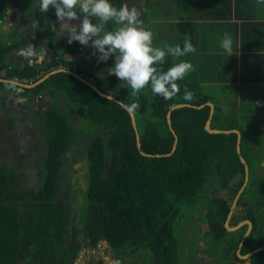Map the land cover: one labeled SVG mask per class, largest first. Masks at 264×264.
<instances>
[{"label": "trees", "instance_id": "obj_1", "mask_svg": "<svg viewBox=\"0 0 264 264\" xmlns=\"http://www.w3.org/2000/svg\"><path fill=\"white\" fill-rule=\"evenodd\" d=\"M110 2L117 8L124 4L133 7L131 0ZM196 2H167L171 6L169 15L174 13L181 20L178 27L186 25L187 14H191ZM204 4L217 20L234 18L242 22L244 29L258 24L254 23L256 0H208ZM141 10L146 13L144 7ZM40 15L47 20L43 36L48 39L50 49L49 60L40 66L20 67L11 61L15 51L26 47L31 38L24 35L15 40L0 34V79L8 81H0V95L10 101L12 96L25 98L29 111L33 101L46 94L52 96V103L41 120L28 119L24 123L21 117L11 113L0 119V264H75L83 248H97L101 241L108 243L114 259L121 264L128 261L131 264H185L183 234L178 225L191 209L204 207L207 210L200 216V224L207 231L201 234V239L205 245L202 252L208 260L217 259L216 264H264V250L241 259L238 251L244 235L233 238L226 228L234 199L245 182L246 170L241 161L244 158L249 167V181L237 207L247 202L241 222L250 221L252 231L240 255L264 246V107H257L249 100L253 94L247 93L241 100L237 115L224 113L220 97L203 86V71L194 67L179 82L180 92L171 100L145 89L135 101L138 107L132 111L142 151L147 154L172 152L175 137L167 115L176 105L191 107L172 111V127L178 136L175 152L160 158L144 157L137 148L128 111L69 71L76 69L84 78H92L103 94L120 103H133L130 89L110 72L104 77L94 76L77 66L71 59L78 53L79 42L69 44L66 40L57 47L55 10L40 12ZM7 17V8L0 4V25ZM143 22L145 26V18ZM108 28L111 30L113 25L110 23ZM163 40H154V43L161 47L176 45L172 39ZM251 58L256 60L257 56ZM114 59L107 61L109 69ZM180 61L189 62L169 56L163 67L167 70ZM216 62L219 82H240L243 89L255 81L264 82V69L246 71L238 81L237 77L229 76L230 69L224 70L220 59ZM61 69L65 71L33 88L21 85H34L46 74ZM252 73L257 75L255 80ZM212 78L207 76L209 81ZM185 88L193 94L190 100L184 98ZM208 103L215 106L212 130L240 131V154L237 134H212L206 130L211 113ZM76 128L84 130L76 131ZM83 139L88 141L87 146ZM74 150L84 152L79 164L84 169L86 189L77 207V220L71 225L68 205L58 194L64 187L61 174L72 167L70 157ZM257 168L262 174H257ZM209 189L212 190L209 192ZM218 190L224 191L225 196L215 195ZM207 193L213 195L208 197Z\"/></svg>", "mask_w": 264, "mask_h": 264}, {"label": "clouds", "instance_id": "obj_2", "mask_svg": "<svg viewBox=\"0 0 264 264\" xmlns=\"http://www.w3.org/2000/svg\"><path fill=\"white\" fill-rule=\"evenodd\" d=\"M35 2H38L41 13L55 10L59 27L68 29L69 44L79 42L84 47H90L93 50L91 55L100 62L115 58L109 71L122 81L121 85H127L130 89L133 103L121 101V105L129 111L138 107L135 101L145 89H150L153 95L171 100L180 92L179 82L193 70V65L187 61L174 63L167 70L164 69L169 56L179 59L194 54L196 48L189 40H185L183 46L155 45L152 31L143 27L141 12L134 6L129 8L124 4L117 8L110 0ZM258 3L264 4V0H258ZM73 21H79V24L74 25ZM110 23L113 25L111 30L108 28ZM221 47L232 56L233 40L228 33L224 34ZM17 54L30 64L39 63L47 55V49L29 44ZM89 81L94 83L92 78ZM192 96V92L185 88L184 98L190 100Z\"/></svg>", "mask_w": 264, "mask_h": 264}, {"label": "crops", "instance_id": "obj_3", "mask_svg": "<svg viewBox=\"0 0 264 264\" xmlns=\"http://www.w3.org/2000/svg\"><path fill=\"white\" fill-rule=\"evenodd\" d=\"M204 1H206V3L208 2V0H197L196 2L197 6L193 7L191 14L189 13L187 14L188 16L187 20L188 19L189 20L186 22V25L182 28L177 26L181 22V20H179L178 17L175 16L174 13H172V15L169 16L171 17L170 18L171 24L167 25L168 34L165 36L163 35L161 36L160 34V40L161 39L163 40V38L164 39L169 38L172 39L173 42H176V44H180L181 46H183L185 40H189L193 44V46L196 48V52L194 54H188L187 56L181 58L188 59V61L193 65L194 68L203 71V73L201 74L203 86L207 87L208 85L213 84L214 86L217 87V88H212L210 90L214 92L215 91L214 89H217V91L214 92V95L220 97L219 101L222 102V106H221L222 110L225 111L226 107H228L229 110L230 109L229 106H231L235 108L233 109L234 113L232 114L237 115L238 114L237 110L239 109V103L241 102V100L245 99L247 93L253 94V96H251L249 100L252 103H254L255 106L264 107V88H263L264 82L255 81L254 83L248 85V88H244V89L243 86L242 87L240 86L241 85L240 82L232 83V82H227L226 80H224L223 82H219L217 79V77L220 74L218 72L219 66L216 62L218 59H220V63H222L220 65L224 67V70L227 71L228 69H230L229 76L237 77L238 81L239 78L246 71L252 72L254 70L258 71L264 69V4L258 3V0H256L255 13L257 17L255 16L256 20L254 23H258V24L244 29L242 26L243 25L242 22L239 20L237 21L234 18L233 20H217L216 18H214L211 14H209V11H207L209 7L206 4H204ZM14 2L17 3L18 5L17 9L13 4ZM0 4L8 9V17L6 19V22L3 25H0V34H2L4 38H8V39H15V40L20 39L25 35L23 32H21L22 31L21 29L25 23L21 24V22L18 21V14L21 13V15H23L27 13L25 10L19 12L20 10L19 7L20 8L22 7L21 5L22 3L20 2V0H0ZM220 7L221 4H218V8ZM51 10L54 9H50V11ZM44 22L47 23V20L45 17L41 16V20L36 22L34 27H40ZM58 27H59V22L54 27L55 31L58 29ZM225 33H228L233 40L232 56H229V54L221 47V40ZM56 34H57V38H59L60 34L58 33ZM25 36H28L29 38L32 39L29 42V44L31 43L37 48L42 46L38 38L34 40V38L30 37L29 35H25ZM61 36L63 38L62 42L68 40V38L65 37L64 35ZM163 42H167V40H163ZM19 50L20 49H17V51H15L14 55L11 58V61L13 63L19 64L20 67H23L25 65L40 66L43 63L47 62V60H49L50 57V50H47L48 55H46L42 61H40L39 63L30 64L23 57L22 59L20 58V56L17 54ZM81 50L82 49L80 45L78 53ZM217 53L220 54L217 55ZM77 54L74 57H76ZM253 55L257 56L256 60H253L251 58V56ZM71 60L75 61L77 63V66L78 65L82 66L81 57L79 58V60L81 61H76L74 60V58H72ZM209 61H211V63H209ZM94 63H96V67H97L96 73L99 74L100 77H104L105 75L103 74L104 73L107 74L108 68H106L105 65L100 66L96 61H93V64ZM106 63L108 62H105V64ZM209 64L211 66H209ZM84 68L87 70L90 69L91 67L90 68L84 67ZM72 72L77 73V70L74 69V71ZM208 73L210 77H213L212 78L214 79L213 81H209L207 79V76H209ZM253 75H254L253 79L255 80L257 78L255 76L257 75L255 74ZM223 87H226V89H224ZM235 87L237 88V90L234 89ZM225 90L226 92L223 93V91ZM221 92L223 94H221ZM45 96H44L45 98H48L49 103L45 99L42 102V105H44L45 109L47 110V108H49L52 103V97L48 94H46ZM10 99L11 101L12 99L13 100L19 99V96L16 98L12 96ZM223 103H225L226 106H223ZM224 113H226V111ZM262 130L264 131V126L262 127ZM262 165L264 166V162ZM244 222L245 221L241 223ZM240 224L234 226V228L239 226Z\"/></svg>", "mask_w": 264, "mask_h": 264}, {"label": "rangeland", "instance_id": "obj_4", "mask_svg": "<svg viewBox=\"0 0 264 264\" xmlns=\"http://www.w3.org/2000/svg\"><path fill=\"white\" fill-rule=\"evenodd\" d=\"M149 1L151 4H149L147 0H139L137 2L135 0H131V6L136 7L141 12V19L142 20L143 18L146 19V25L143 27L145 29L151 30L154 36V40L157 41L158 39H160V34L161 36L162 35L165 36L168 34L167 25L171 24L170 22L171 17H169L170 16L169 14L171 12L169 10V7L171 6L168 5L169 0H149ZM20 2L22 3L21 4L22 7L21 8L19 7L20 9L19 12H22V10L29 9L26 14H23V15H21V13L18 14V21H20L21 24L23 23L26 24V25L24 24V26L22 27L21 32H23L25 35H29L30 37L34 38V40L38 38L40 40V44L43 47H45L47 50H50L47 46L48 39H46L43 36L46 30V27H47V23L44 22L40 27H34L36 22L41 20L40 13L37 10L39 8L38 2H35V0H20ZM13 4L17 9L18 8L17 3L14 2ZM142 7L146 9V13L145 11L143 12L141 10ZM72 23L74 25H78L79 21H73ZM55 32L60 34L59 38H57V34H56V41H55V45L59 47L63 41V38L61 35H64L65 37H67L68 29L62 30L60 27H58V29ZM81 49L82 50L79 51L77 56L74 57V60L76 61L82 60L83 67H87V68L91 67L90 69L92 71L90 69H87V70L90 71L92 75L99 76V74L96 73L97 71L96 63L93 64V61L98 62L100 66L105 65L106 68H108V72H110L108 63L105 64V62H100L97 57H93L91 55L93 50L90 47H84L81 45ZM219 54L217 53V55ZM80 57H81V60H79ZM20 58L22 59L21 56ZM103 75L106 76L105 73ZM120 83L122 84V81H120ZM123 86L125 88L128 87L127 85H123ZM205 88L212 89V88H217V87L214 86L213 84H210ZM214 90H215L214 92L217 91V89H214ZM48 95L51 96V94H48ZM45 97L43 96L41 99L33 101V104L31 106L32 109L29 111V109L26 106L25 98L19 96V99L10 101L6 98V96L0 95V119L2 115L6 113H11V114H16L17 118L21 117L24 123H26L28 119L30 120L33 119L34 121L41 120V118H44V115L46 113V109L44 105H42V102L46 99L49 103L48 98H45ZM223 106H226V104L223 103ZM229 107H230L229 110H228V107H226L225 109L226 113L227 112L230 114L234 113L233 109L235 108L231 106ZM237 112H239V109L237 110ZM81 130H84V129L76 128V131H81ZM17 140L19 139H15V141ZM83 141L87 146L88 141L84 139ZM83 157H84L83 151L74 150V152L72 153V156L70 157V166L72 167L70 169L64 170L61 174L62 186L64 187H61L58 195L60 198L65 200V202L68 205V210L70 213L69 219H70L71 225H73L77 220V213H78L77 207L80 204L81 199L83 198L85 194V189H86V178L84 176V169H83V166L81 165L82 163L79 164V162L81 161V159H83ZM31 161L32 160L29 159L27 163L30 164ZM79 165L81 166L79 167ZM256 170H257L258 175L262 174L259 168H257ZM211 190L212 189H209V192ZM72 195L73 197H71ZM212 195L213 193H207L208 197H211ZM215 195L225 196V192L218 190L216 191ZM246 206H247L246 201H243L239 207H237V205L235 206L233 210L234 213L229 222V227L233 228L234 226L241 223L242 210ZM206 210H207L206 207L191 209L187 217H185L181 221V224L178 225V228H180V230L182 231L181 234H183L182 236V259L185 264H191V263H194V264L215 263L216 264L217 262V259L208 260L202 252L205 245H204V241L201 239V234H204L207 231V229L200 224V218H201L200 216L202 215V213H205ZM83 217L84 215L81 216L82 219ZM247 229H248V225L244 224L239 229L234 230V231H229V232L233 234V238L239 239V238H242V236L246 233ZM79 237H80V243L83 245L84 237L81 231L79 233ZM100 262H102V264H121L120 261L114 260V256L106 241H101L98 244L97 248H94V249L90 247L83 248L80 251L79 257L75 264H99ZM127 264H131V263L128 261Z\"/></svg>", "mask_w": 264, "mask_h": 264}, {"label": "water", "instance_id": "obj_5", "mask_svg": "<svg viewBox=\"0 0 264 264\" xmlns=\"http://www.w3.org/2000/svg\"><path fill=\"white\" fill-rule=\"evenodd\" d=\"M60 72H64V70L61 69V70H57V71L51 72V73H49V74H46L41 80H39V81H38L36 84H34V85H28V86L23 85V84H21V85H22V86H25V87H28V88H33V87H35V86H37V85L43 83V82H44L45 80H47L50 76H52V75H54V74H57V73H60ZM69 73L72 74V75H73L75 78H77L78 80H80L82 83H84V84L88 85L89 87H91L93 90H95V91H96L97 93H99L101 96L106 97V98L108 97V99H110V100H112V101H115V102H117V103H119V104L121 105V103H120L118 100H116L114 97L106 96L105 94H103V93L98 89V87L95 86V85H93L90 81H87L86 79H84L83 77H81L80 75H78L77 73H74V72H72V71H69ZM0 81H1V82H8L7 80H2V79H0ZM207 105L210 106V108H211V113H210V119L208 120V122H207V124H206V130H207L209 133H212V134H221V133H225V134L235 133V134H237V136H238L237 151H238V153L240 154V153H241V138H242L240 131H238V130H232V131L212 130V129H211V120H212V116H213L214 111H215V106H214L212 103H208ZM121 106H122V105H121ZM185 106L191 107V105H188V104H179V105L174 106V107L171 109V111L168 113V115H167V122H168V125H169L170 130L172 131V133L174 134V137H175V145H174V148H173L172 152H171L170 154H167V155H159V154H158V155H152V154H147V153H145V152L142 151V144H141V140H140L139 132H138L137 125H136V118H135V115H134V113H133L132 110L129 111V110L126 109V110L128 111V113L130 114V117H131L132 126H133V128H134V130H135V134H136L137 148H138V150L140 151L141 155H143L144 157H149V158H155V157L160 158V157H165V156H171V155L175 152L176 145H177V143H178V136H177L175 130L173 129V127H172L171 114H172V111H174V110H176V109H179V108H182V107H185ZM201 107H203V106H201ZM201 107H199V108H201ZM241 161H242V163L245 165V170H246L245 182H244L243 187H242L241 190L239 191L238 195H237L236 198L234 199V202H233V204H232V208H231V212H230L229 218H228V220H227V222H226V228H227L229 231H234V230H237L239 227L243 226L244 224H247V225L249 226L247 233L243 236V238H242V240H241L240 247H239V251H238L239 257H240L241 259H248V258H250L251 256H253L254 254H256V253H258V252L264 250V246H262V247L259 248V249L254 250L253 252H251V253H249V254H247V255H245V256L240 255V251H241V249H242V247H243V245H244V243H245L247 237H248V236L250 235V233H251V230H252V223H251L250 221L247 220V221H245L244 223H241L239 226H237V227H235V228H234V227H233V228L229 227V221H230L231 215H232L233 212H234L233 210H234L235 206L237 205L238 200H239L241 194L243 193V191H244V189H245V187L247 186L248 181H249V167H248V165H247V163H246V161H245L244 158H241Z\"/></svg>", "mask_w": 264, "mask_h": 264}, {"label": "bare ground", "instance_id": "obj_6", "mask_svg": "<svg viewBox=\"0 0 264 264\" xmlns=\"http://www.w3.org/2000/svg\"><path fill=\"white\" fill-rule=\"evenodd\" d=\"M79 75V74H78ZM81 77H83L82 75H80ZM84 78V77H83ZM84 79H86V78H84ZM87 81H89V79H86Z\"/></svg>", "mask_w": 264, "mask_h": 264}, {"label": "flooded vegetation", "instance_id": "obj_7", "mask_svg": "<svg viewBox=\"0 0 264 264\" xmlns=\"http://www.w3.org/2000/svg\"><path fill=\"white\" fill-rule=\"evenodd\" d=\"M115 260V259H114ZM115 261H119V260H115Z\"/></svg>", "mask_w": 264, "mask_h": 264}]
</instances>
